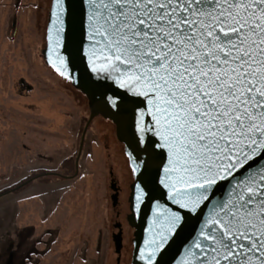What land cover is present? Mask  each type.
Segmentation results:
<instances>
[{
    "label": "snow or ice",
    "instance_id": "1",
    "mask_svg": "<svg viewBox=\"0 0 264 264\" xmlns=\"http://www.w3.org/2000/svg\"><path fill=\"white\" fill-rule=\"evenodd\" d=\"M79 6L89 71L151 106L154 123L137 125L140 140L150 131L152 147L166 155L158 181L166 203L156 202L158 230L140 258L153 264L185 213L199 212L202 225L181 264H264V0ZM72 17L73 0H54L49 41L56 61L49 62L62 76L70 57L58 49ZM107 99L117 106L119 97ZM133 187L135 213L148 193Z\"/></svg>",
    "mask_w": 264,
    "mask_h": 264
},
{
    "label": "rangeland",
    "instance_id": "2",
    "mask_svg": "<svg viewBox=\"0 0 264 264\" xmlns=\"http://www.w3.org/2000/svg\"><path fill=\"white\" fill-rule=\"evenodd\" d=\"M52 0H0V195L45 173L72 177L88 101L43 59ZM110 171L123 189L112 206ZM132 171L114 125H90L75 179L48 177L0 198V264H131ZM123 224L118 261L114 224Z\"/></svg>",
    "mask_w": 264,
    "mask_h": 264
},
{
    "label": "water",
    "instance_id": "3",
    "mask_svg": "<svg viewBox=\"0 0 264 264\" xmlns=\"http://www.w3.org/2000/svg\"><path fill=\"white\" fill-rule=\"evenodd\" d=\"M54 0H52L51 8L48 15L47 33H46V46L42 51L43 59L48 67L53 69L63 79L67 80L72 87L79 91L88 101L90 111L89 120L83 131L78 157L76 160V173L72 177H66L55 173H46L45 176H57L63 179H75L79 174V163L82 156L86 135L91 123L96 118H102L111 122L116 131V137L120 144L124 146L125 155L128 158L129 165L132 171L133 183L131 185V192L129 197L130 214L127 221L131 229L134 230L133 234V251L131 264H146L140 258L141 252L147 251L149 240L153 237V233L157 226L153 225L155 216L156 202L166 203L165 189L159 184V179L163 177V167L167 163L166 155L164 152L153 148L152 144L155 142V137L152 136L150 131L144 133V140H140V134L137 130V125L151 126L152 121L148 115L150 105L146 104L143 98L133 97L131 94L126 93L123 89L118 88L110 80L103 81L97 78V74L89 71L86 64V59L83 51L88 48V42L85 39L83 14L79 6V0H73V17L71 25L64 34L63 46L58 49L61 54H67L70 59L68 61L65 75L53 67L49 62V57L56 61V56L52 53L53 45L49 41V28L51 27V11L53 8ZM57 67H60L57 62ZM119 97L117 106L112 107L107 97ZM141 110H144L145 115L143 121L140 119ZM140 167L134 171V168ZM44 175H40L31 179L23 184L22 188L30 182L35 181ZM139 183L146 189L148 195L145 197L144 203L141 204L139 212H133V193L134 185ZM115 195L112 197L114 207L117 204V188L113 184L111 187ZM9 193L0 195V198ZM220 197V193H217ZM174 207V206H173ZM209 208L204 209L206 215ZM183 211V210H182ZM204 216L199 212L185 213V220L183 226L180 228L177 235L170 241L164 250L156 254V259L153 264H181L184 258V251L188 243L198 234L199 228L202 225ZM116 254L121 255L123 248V240L121 232L113 236Z\"/></svg>",
    "mask_w": 264,
    "mask_h": 264
},
{
    "label": "flooded vegetation",
    "instance_id": "4",
    "mask_svg": "<svg viewBox=\"0 0 264 264\" xmlns=\"http://www.w3.org/2000/svg\"><path fill=\"white\" fill-rule=\"evenodd\" d=\"M110 176L112 177V179H111V187H112V185L114 184L115 185V187L117 188V195H118V199H117V204H116V206L114 207V205H113V201H112V206H113V209L117 212V218H120L121 217V212H120V210L119 209H121V205H122V203H121V194H122V188L119 186V184H118V182L116 181V179L114 178V173H113V171H110ZM112 190V189H111ZM115 195V193L112 191V195H111V200H112V197ZM123 195V194H122ZM128 202H129V199H128ZM130 210V209H129ZM127 217H128V215L126 216V221H127ZM127 223H128V221H127ZM129 225V224H128ZM114 228L118 231V233H114L113 234V236L114 235H118L120 232H121V235H122V240H123V234H124V226H123V224L121 223V222H119V221H117L115 224H114ZM123 246H124V242H123ZM122 250H123V248H122ZM121 254H122V251H121ZM120 257H121V255L120 256H118V261H120Z\"/></svg>",
    "mask_w": 264,
    "mask_h": 264
},
{
    "label": "trees",
    "instance_id": "5",
    "mask_svg": "<svg viewBox=\"0 0 264 264\" xmlns=\"http://www.w3.org/2000/svg\"><path fill=\"white\" fill-rule=\"evenodd\" d=\"M45 174H46V173H45ZM42 175H44V174H42ZM37 177H38V176H37ZM48 177H57V176H45V175H44L43 177H41V178H39V179L48 178ZM58 178H60V177H58ZM39 179H37V180H39ZM30 180H31V179H30ZM30 180H29V181H30ZM37 180H35V181H37ZM35 181H32V182H30V183H33V182H35ZM27 182H28V181H27ZM30 183H29V184H30ZM24 184H25V183H24ZM21 186H22V185H21ZM21 186H20V187H21ZM26 186H27V185H26ZM24 187H25V186H24ZM24 187H22V188H24ZM19 189H21V188H18L17 190H19ZM17 190L11 191V192H9V194H12V193H14V192L17 191ZM7 195H8V194H7ZM5 196H6V195H5ZM3 197H4V196H3ZM1 198H2V197H1Z\"/></svg>",
    "mask_w": 264,
    "mask_h": 264
}]
</instances>
